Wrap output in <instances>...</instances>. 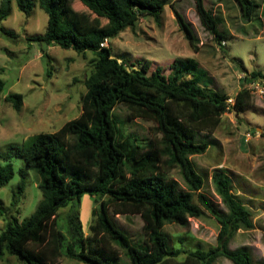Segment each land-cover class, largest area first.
Wrapping results in <instances>:
<instances>
[{
  "label": "trees",
  "instance_id": "trees-1",
  "mask_svg": "<svg viewBox=\"0 0 264 264\" xmlns=\"http://www.w3.org/2000/svg\"><path fill=\"white\" fill-rule=\"evenodd\" d=\"M175 1L79 0L91 13L107 20L106 26L90 29L72 11L71 0H38L48 23L45 33L31 41L41 46L43 57H48L44 47L52 45L81 55L90 52L95 56L94 69L85 81L87 92L79 117L55 133L32 136L21 149L11 146V151L2 156L5 163L0 164V189L15 176L10 161L14 153L38 177L41 200L35 212L22 222L14 214L7 216L0 207V215L6 216L5 229L0 234V260L9 254L22 264H59L65 253L68 258L85 264H118L122 251L131 264H215L220 258L233 264H253L247 248H230L238 230L252 228L251 214L233 195L231 179L219 170L212 176L225 212L199 192L204 181L190 159L207 150L206 144L197 141L198 134L215 130L222 115L235 108L236 103L231 104L228 96L209 89L207 73L194 58L175 59L169 76L161 68L148 75L150 61L143 69L128 70L113 57L110 48L101 46L125 29L135 27L141 18L151 17L160 25L165 8L170 7L180 30L196 49L197 38L175 9ZM235 1L243 21H250L255 3ZM13 2L26 16L35 7V0H2L0 23L10 16ZM195 2L201 24L221 43L218 20L206 8L204 0ZM0 31L14 36L4 28ZM244 82H264V71H252ZM5 90L6 84L0 79V93ZM6 100L20 110L21 95L7 94ZM120 104L130 109L132 118L152 121L157 139L142 145L131 137L121 138L113 118V111ZM176 168L188 190L168 177ZM20 177L13 208L18 206L26 188L25 169L20 170ZM196 192L201 207L194 203ZM84 195L101 198L93 211L90 235H84L76 210ZM69 205L72 209L68 216V240L57 228L55 219ZM202 208L220 225L216 247L192 251L179 261L184 252L170 246L164 227L167 223L188 226L190 218L203 215ZM110 211L115 215L141 217L143 249L120 230Z\"/></svg>",
  "mask_w": 264,
  "mask_h": 264
},
{
  "label": "rangeland",
  "instance_id": "rangeland-1",
  "mask_svg": "<svg viewBox=\"0 0 264 264\" xmlns=\"http://www.w3.org/2000/svg\"><path fill=\"white\" fill-rule=\"evenodd\" d=\"M252 1L256 5L255 11L250 21L244 22L235 0H204L206 8L219 22V32L223 36L221 43L201 24L195 0H176L175 9L197 38L196 49L180 30L170 7L165 8L160 25L151 17L141 18L135 27L107 40L106 47L128 70L143 69L150 61L148 75L161 68L163 74L169 76L173 73L171 65L175 59L194 58L207 73L209 89L228 96L234 105L236 103L235 108L222 115L215 130L198 134L197 141L206 144L207 150L190 159L204 181L199 192L225 212L227 210L215 192L212 176L219 170L231 179L232 193L249 210L252 228L238 230L230 248H247L253 264H264V82H244L252 71H264V0ZM70 7L87 28L107 25L106 19L98 18L79 0H71ZM47 23L48 16L39 7L38 0H35L29 16L20 12L13 2L10 16L0 23V30L4 28L14 33L10 37L0 31V79L6 84L5 92L0 93V164L5 163L2 156L11 151V146L21 149L32 136L55 133L82 113V99L87 92L85 81L94 69L95 56L90 52L81 55L72 49L52 45L44 47L48 57H43L41 46L31 39L43 35ZM186 76L191 77V74ZM7 94L22 96L20 110L6 100ZM113 118L121 138L131 137L142 145L157 139L152 130L154 123L132 118L125 104L114 109ZM10 161L15 176L0 189V207L6 210L7 216L14 214L22 222L35 212L41 200L39 179L20 156L13 153ZM21 169L27 171L26 188L18 206L13 208L11 204L20 182ZM168 177L188 190L178 168L173 169ZM199 192L194 198L198 206ZM100 201V197L84 195L76 206L84 235L91 234L93 211ZM71 209L72 205L61 209L55 219L57 228L66 234L68 240ZM202 210L203 215L190 218L188 226L167 223L164 227L170 246L184 252L179 261L185 260L192 251H209L216 247L220 225L209 212ZM110 216L132 243L143 249L145 236L141 217L115 215L112 211ZM5 225L6 216L0 215V234ZM0 264L22 263L6 254ZM59 264L85 263L72 260L63 253ZM118 264H131L122 251ZM215 264L233 263L220 258Z\"/></svg>",
  "mask_w": 264,
  "mask_h": 264
},
{
  "label": "built area",
  "instance_id": "built-area-1",
  "mask_svg": "<svg viewBox=\"0 0 264 264\" xmlns=\"http://www.w3.org/2000/svg\"><path fill=\"white\" fill-rule=\"evenodd\" d=\"M102 47H106L107 46V40L101 44ZM231 104H233V101H229Z\"/></svg>",
  "mask_w": 264,
  "mask_h": 264
},
{
  "label": "crops",
  "instance_id": "crops-1",
  "mask_svg": "<svg viewBox=\"0 0 264 264\" xmlns=\"http://www.w3.org/2000/svg\"><path fill=\"white\" fill-rule=\"evenodd\" d=\"M83 228H84V226H83Z\"/></svg>",
  "mask_w": 264,
  "mask_h": 264
}]
</instances>
